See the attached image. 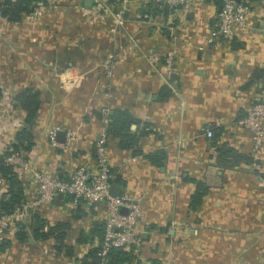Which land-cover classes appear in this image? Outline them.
Returning a JSON list of instances; mask_svg holds the SVG:
<instances>
[{
  "label": "crops",
  "instance_id": "0c3cea01",
  "mask_svg": "<svg viewBox=\"0 0 264 264\" xmlns=\"http://www.w3.org/2000/svg\"><path fill=\"white\" fill-rule=\"evenodd\" d=\"M91 5L92 0L89 4L84 0H57L52 9L47 0L44 25L23 31L17 27L19 22L8 21L17 27L11 30L8 39L11 44L28 45L31 54L41 45V53L53 59L47 64L41 58V67L51 69L65 64L67 69H85L89 55H97L107 48L101 42L107 36L99 30L104 19L96 17L91 23ZM81 6L86 8H80V15ZM251 6L247 13L248 31L239 30L231 40L219 39L212 44L204 40L215 24L218 9L215 0H201L188 8L183 16L172 20L173 25L166 27L169 33L155 27L157 23L145 13V55L158 57L154 64L145 58V93L135 94L131 99L117 98L116 106L107 111L126 108L139 121L130 126L131 131H138L145 122L150 132L137 139L138 153L120 147L117 137L104 135L111 183L119 184V193L141 197L142 217L135 224L141 242L136 250L128 248L129 258L119 264H227L236 257L243 262L248 260L239 264H264L256 247L264 245V238L258 240L264 232V202L260 204L255 199L264 197V184L263 187L258 185V179L264 177V140L258 147L257 162L241 159L230 163L216 151V145L224 142L250 153V134L236 122L255 98V86L261 89L260 78H251V73L256 67L264 72V0H254ZM164 51H170L173 58L166 77L154 70L164 61L159 55ZM87 55L89 60L85 61ZM9 64L13 67L11 60ZM120 80L126 81L119 72L114 81L119 83ZM161 87L170 94H162ZM102 101L88 103L83 110L70 105L69 109H63L62 124L74 132V138L66 146L49 143L39 130L41 136L33 135L31 147L22 156L28 167L15 170L23 184L24 202H28L35 191L29 178L30 167L53 172L61 178H66L76 166L93 167L98 127L105 129L107 122L96 109ZM39 113L38 108L34 120H41ZM45 114H49L47 124L54 121L51 109ZM4 116L0 110V120ZM262 119L264 124V117ZM40 127L43 124L38 129ZM213 129L220 130L214 142ZM205 130L211 135H206ZM57 131H63L64 138L55 142H64V130ZM159 148L164 150L165 157L161 164H151L145 153ZM5 149L0 136V154ZM0 177L4 182L0 187L1 197L7 184ZM194 180L203 181L207 190L200 204L190 209L188 202L195 188ZM237 198L243 200L244 205L237 202ZM34 213L42 218L40 230L43 232L56 221L67 222L59 248L54 233L34 235ZM187 213L192 214L190 221ZM104 216L102 204H84L80 199L72 203L67 194H62L61 199L54 196L51 204L40 208L27 206L4 231L0 264H85L83 254L99 242L89 232L94 222H102ZM19 224L23 225L21 239L15 236ZM258 228L262 229L261 234L254 231ZM64 246L71 247L69 254Z\"/></svg>",
  "mask_w": 264,
  "mask_h": 264
},
{
  "label": "rangeland",
  "instance_id": "374dc122",
  "mask_svg": "<svg viewBox=\"0 0 264 264\" xmlns=\"http://www.w3.org/2000/svg\"><path fill=\"white\" fill-rule=\"evenodd\" d=\"M56 5L57 0H48V7L53 9ZM78 5H81V3ZM80 8L85 9L86 7H79L78 13L81 15ZM249 8H252L250 4ZM46 9V7H41L39 8V12L38 9H36V11H34L35 13L31 12L22 15L21 19L18 21L19 24H17V27L19 26L23 31L24 28L30 31H32L31 29H40V27L44 25L43 18L45 17ZM89 9L92 10V12H89L91 14V23L97 20L96 17L104 19V24L100 22L101 26L99 30L104 31L107 36L104 38L105 40L102 39L103 41H101L107 48L103 49L102 52L97 55H89L90 60L88 55L84 57L85 61L89 60L86 63L87 68H80L78 70L75 68L67 69L65 64L54 66L51 69L49 67H41L43 66L40 62L41 58V61H45L47 64L53 59L41 53V45H39L36 53L31 54L28 52V45L11 44V41L8 39V34H10L12 29H16L17 27L12 26L4 17L0 16V110H2L5 115L4 118L0 120V127L3 129V131H0V136L3 139V145L7 147L9 151L10 144L15 140V133L21 127L25 126L21 119L22 111L20 107L14 104L12 98L13 93L22 88H32L40 93L38 108L41 120H39V118L35 119L28 125L32 135L41 136L37 130L42 131L49 143L59 146H66L74 138L73 130L64 126V123L62 124L65 116L62 120L61 118L65 107L69 109L70 105V107L75 109L83 110L89 105L88 103H98V99H102L103 101L99 103L96 109L100 112V116L104 118L106 117L107 109L116 106L114 102L115 99H131L135 94L140 95L141 93H145V58L152 64L158 59L155 55H145V13L150 15L151 21H155L154 23L162 26L155 25V27H159V30H166L167 33H169V30L166 29V27L168 28L173 25V21L171 20V23L166 25L164 23L165 19L155 17V15L159 14V9L157 6L147 4L145 0H92V5ZM141 10L144 13L143 15H141ZM84 13L87 14L88 11L86 10ZM181 16L182 14H179V16H174L175 18L173 19H177ZM93 17H95V19H93ZM86 20L89 19L86 18L85 21ZM143 20L144 22H142ZM163 53L164 54L159 55L162 56V59L164 58V61H161L162 63L154 70L159 76L162 74L166 77L173 58L171 54L169 65L167 66L165 63L167 51ZM35 54H38V57ZM44 56L46 58H44ZM10 60L13 62V67H10ZM92 63L95 64L94 68ZM90 66L92 67L89 68ZM117 72H120L122 79H126L125 82H122L123 80H120L119 83L114 81L115 74H118ZM142 83L144 84L141 85ZM254 91L257 94L246 106L244 114L251 106L256 103L264 102V94L261 89L255 86ZM48 109H51V112L53 111L55 118L53 122L47 124L46 121L49 114H45V111ZM243 116L240 119H242ZM238 120L236 124H238ZM262 120V118L259 120L260 126L263 129L261 138L258 142H254L251 139L252 144L249 154L255 159L259 157L258 147L264 140V124ZM42 124L43 127L38 129L39 125ZM243 128L246 129L245 127ZM58 129H63L65 132L64 142L57 143L50 137L51 132ZM100 129L101 126L98 127V130ZM246 130L249 132L251 138V132L248 129ZM19 150L22 151V157L26 151L21 148H18V151ZM251 166L254 167L255 163H252ZM14 169L18 170V166L14 165ZM258 180L260 184H257L262 186V184H264V177H260ZM3 183V181H0V187ZM231 193L235 194L237 192ZM258 193L260 194V192H255V194ZM134 196L141 198L138 195ZM240 196L243 195L241 194ZM255 199L258 200L260 204H262L261 201L264 202V197L263 199L255 197ZM239 201L244 205V201L237 198V202ZM138 202L141 208L140 199H138ZM250 202L256 204L255 201ZM191 213L186 214L189 215V221L192 217ZM259 230V228L254 229L257 234H261ZM260 231H262V229ZM263 236L264 232L258 240H263ZM263 246L264 245H256L259 256L263 258L261 263H264ZM239 262H243V259L236 257L234 261H229L227 264H239ZM246 262H248V260H244L243 263Z\"/></svg>",
  "mask_w": 264,
  "mask_h": 264
},
{
  "label": "built area",
  "instance_id": "2783aa9c",
  "mask_svg": "<svg viewBox=\"0 0 264 264\" xmlns=\"http://www.w3.org/2000/svg\"><path fill=\"white\" fill-rule=\"evenodd\" d=\"M3 0H0V3ZM12 1V0H11ZM201 0H145L153 6H157L159 14L155 17L165 19L167 25L171 23L174 16L184 15L188 8L195 6ZM245 0H219L220 4L216 13L215 24L209 28L205 36V42L212 44L216 40H231L239 30H249L247 13L249 5ZM41 6H33L29 12H34ZM28 13V14H29ZM35 13V12H34ZM165 13V14H164ZM161 26L160 24H157ZM162 27V26H161ZM165 63L169 65L171 52L168 51ZM261 91L264 94V89ZM264 116V102L256 103L251 106L243 118L238 120L251 132V139L258 142L262 136L263 129L259 120ZM55 130L51 132L50 137L54 139ZM67 133V132H66ZM68 134V133H67ZM206 135H211L209 130H205ZM104 127L100 129L99 137L96 141L95 156L93 167L91 169L82 166L73 168L66 178L58 177L55 173L41 170L35 167L29 168V178L34 185V193L20 207L15 208L10 213L0 214V241L3 238L4 231L15 217L26 211L27 206L41 207L51 204L52 199L57 192L71 196L72 203L79 199L84 204L100 203L105 209V216L102 221V235L95 253L99 254V260L92 264H108L106 253L111 247L120 248H138L141 239L135 229V224L142 217V210L136 196L118 193L116 195L110 192L112 172L107 162L104 148ZM10 153L5 156L7 162L17 165L18 168H26L27 162L21 157V150H14L9 147ZM1 181V177H0ZM120 207L126 209L125 212L119 210Z\"/></svg>",
  "mask_w": 264,
  "mask_h": 264
},
{
  "label": "trees",
  "instance_id": "16d2710c",
  "mask_svg": "<svg viewBox=\"0 0 264 264\" xmlns=\"http://www.w3.org/2000/svg\"><path fill=\"white\" fill-rule=\"evenodd\" d=\"M253 1L254 0H245L244 3L249 5L250 2ZM46 4L47 0H3L0 3V16L4 17L9 22H18L22 15L28 14L31 11L33 6L45 7ZM215 4L217 7H219V0H215ZM262 73L263 69L256 67L252 70L251 78L259 79ZM248 82L249 81H247V84ZM160 90L164 95L170 94V91L164 87H161ZM39 98V91L28 87L22 88L14 93L13 101L14 104L20 107L24 112L23 122L25 126L21 127L15 133V140L10 144L12 149L18 150V148H21L22 150L26 151L31 147L33 135L28 128V125L33 122L36 116L37 109L39 107ZM96 115L99 117V113H96ZM106 118L107 122L105 124V135L117 137V143L120 147L129 148L133 153H138L139 148L136 146L137 139L140 136L146 135L148 132H150L147 123H142V126L138 131L132 132L130 126L132 124H138L139 121L134 118L126 108L119 107L108 110L106 112ZM212 132L213 134L211 135V139L214 142L218 137L220 130L213 129ZM216 151L218 156L228 159L230 163L238 162L241 159L246 162H257V160L253 158L251 154L241 152L233 146L225 144L224 142L220 145H216ZM9 153L10 151L7 148L0 154V176L3 177L7 184L5 193L0 197V214L10 213L15 210V208L20 207L21 204L24 203L22 181L15 172L14 165L7 162L5 159V156ZM93 155H95L94 152ZM145 156L151 164L159 165L165 157V152L163 149L159 148L145 153ZM194 184L195 188L190 194V200L188 202V207L190 209H194L200 204L201 198L207 190V185L201 180H194ZM32 216V229L34 235L39 236L46 233H54V237L57 241L56 247L59 248L61 246V239L64 233L63 229L67 226V222L56 221L54 224L49 225L46 231L43 232L40 230V228L43 226L42 218H40L35 213ZM102 224V222H94L93 227L89 232V235L92 236V234H94L99 242L102 235ZM22 227L23 225L19 224L17 230L15 231V236L18 239L24 237ZM3 243V241H0V247ZM98 244L88 248V250L83 254V263L92 264L90 259L96 251ZM64 249L68 254L71 252L70 246H64ZM129 255V249L111 247L106 253L107 263L119 264L123 260H127Z\"/></svg>",
  "mask_w": 264,
  "mask_h": 264
},
{
  "label": "water",
  "instance_id": "95a60500",
  "mask_svg": "<svg viewBox=\"0 0 264 264\" xmlns=\"http://www.w3.org/2000/svg\"><path fill=\"white\" fill-rule=\"evenodd\" d=\"M84 3L85 4H89L90 3V0H84ZM259 82H260V87L264 89V72L262 73ZM131 126H133V125H131ZM63 135H64L63 131H57L55 133V135H54V138L57 141H62L63 138H64ZM119 189H120L119 188V184H117V183H111V185H110V192L112 194H114V195L118 194L119 193ZM61 196H62V193L61 192H57L56 195H55V197L56 198H59V199H61ZM59 201H61V200H59ZM119 210L122 211V212H125L126 211V209L124 207H120ZM92 260L94 262L98 261L99 260V254L94 253L93 256H92Z\"/></svg>",
  "mask_w": 264,
  "mask_h": 264
}]
</instances>
